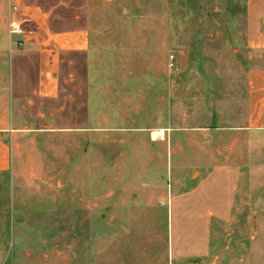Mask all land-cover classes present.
Wrapping results in <instances>:
<instances>
[{"label": "rangeland", "instance_id": "1", "mask_svg": "<svg viewBox=\"0 0 264 264\" xmlns=\"http://www.w3.org/2000/svg\"><path fill=\"white\" fill-rule=\"evenodd\" d=\"M91 11L93 112L103 120L96 125L108 132L102 139L91 141L82 155L50 157L59 169L53 178L66 180L72 185L66 190L82 198L76 208L34 220L31 217L27 224L13 221L10 178L0 176V244L8 242L12 264L21 250L20 243L26 248L39 239L53 250L44 257H24L22 264H96L97 252L111 239L105 235L111 231L110 217L129 210L137 216L148 212V219L141 221L149 225L148 232L144 224L146 232L140 239L155 233L165 246L170 236L168 215L173 211L168 200L192 190L205 176V167L213 166L211 157L220 163L233 154L229 157L231 165L242 167L237 211L250 217L264 210V139L253 134L229 139L223 133L228 128L219 124L225 111L220 107L224 83L232 80L233 103L245 83L243 70L249 58L247 0H93ZM172 54L176 68L169 65ZM234 107L228 110L239 116L241 109ZM145 125H168L172 131L181 125L211 127L221 133V139L213 140L208 151L211 155L190 148L186 154H174L171 130L166 141L150 142L138 136ZM163 132L158 137H163ZM240 147L247 154L242 161L236 155ZM70 158L72 163L64 168L63 162ZM190 165H201L203 170L195 173ZM145 182L155 187H144ZM225 188L215 183L204 188L199 197H227ZM243 197L246 207L240 201ZM148 203L151 206L147 207ZM230 227L234 235L239 229L248 236L255 235L260 220L242 216ZM33 230H54V235L33 238L28 235ZM137 239L134 234L132 240ZM132 254L123 253L120 264L143 263ZM104 257V264L110 263V253Z\"/></svg>", "mask_w": 264, "mask_h": 264}, {"label": "crops", "instance_id": "2", "mask_svg": "<svg viewBox=\"0 0 264 264\" xmlns=\"http://www.w3.org/2000/svg\"><path fill=\"white\" fill-rule=\"evenodd\" d=\"M92 1L0 0V176L10 178L9 211L11 219L21 224H27L31 217L34 220L80 205L82 198L66 190L72 185L53 178L59 169L50 157L82 155L91 141L102 139L108 132L96 125L103 120L93 112ZM247 16L249 58L243 70L244 87L239 101L233 103L232 80L224 83L220 107L225 111L219 124H223L221 128H228L223 133L229 139L253 134L262 140L264 0H247ZM12 22L15 26L21 25L24 32L12 33ZM20 41H24L23 47L19 46ZM233 105L241 109L239 116L229 111ZM141 128L140 139L158 143L166 141L171 130L168 125ZM163 130L164 136L158 137L163 135ZM170 134L175 137L171 142L174 154H186L190 148L193 152L199 150L201 155H211L208 151L213 148V140L221 139V133L202 126L181 125ZM245 151L239 148L236 155L240 161L247 156ZM36 156L42 158L37 160ZM229 157L220 163L211 157L213 166L205 167L206 174L194 183L195 187L168 200L173 211L168 215L172 224L170 221V236L165 246L155 233L152 236L146 233L148 239H140V235L145 234L144 224L148 232L149 225L143 223L148 219V212L137 216L129 210L122 216L110 217L111 231L105 235H110L111 239L97 252L96 264L105 263V253H110L112 258L106 264H120L122 254L130 252L141 259L143 263L139 264H264V210L250 217L246 212L237 211V192L243 172L242 167L231 165ZM71 163L70 158L63 162V167ZM190 169L196 170L195 173L203 170L201 165H190ZM219 179L224 181L219 184ZM215 183L228 187L227 197L210 196L206 200L199 197L204 188ZM142 185L155 187L150 182ZM160 196L165 202L166 196L162 193ZM240 201L243 207L247 206L244 197ZM242 216L260 220L255 235L248 236L242 229L238 235L231 232L232 222ZM101 218L104 220L105 216ZM45 232L33 230L28 235L33 238L54 235V230ZM134 234L139 239L132 240ZM39 240L37 244H27L26 248L20 243L21 250L14 264H22L24 257L48 256L53 249L43 244V239ZM12 263L11 248L3 241L0 264Z\"/></svg>", "mask_w": 264, "mask_h": 264}, {"label": "built area", "instance_id": "3", "mask_svg": "<svg viewBox=\"0 0 264 264\" xmlns=\"http://www.w3.org/2000/svg\"><path fill=\"white\" fill-rule=\"evenodd\" d=\"M11 32L12 33H15V34L23 33L24 32V29L21 27V25L15 26V23L12 22L11 23ZM19 46L20 47H23L24 46V41H20L19 42ZM169 65H170L171 68H176V65H175V56L173 54L170 56Z\"/></svg>", "mask_w": 264, "mask_h": 264}]
</instances>
